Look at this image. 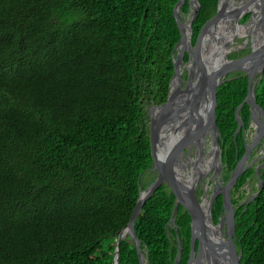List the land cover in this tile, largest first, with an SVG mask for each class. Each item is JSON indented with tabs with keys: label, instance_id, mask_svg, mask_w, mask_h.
Segmentation results:
<instances>
[{
	"label": "trees",
	"instance_id": "1",
	"mask_svg": "<svg viewBox=\"0 0 264 264\" xmlns=\"http://www.w3.org/2000/svg\"><path fill=\"white\" fill-rule=\"evenodd\" d=\"M179 1L0 0V264H113L118 234L154 180L145 106L168 97L181 39L173 15ZM198 1L193 44L219 4ZM182 10L189 12L188 0ZM232 77L215 96L227 180L246 152L251 125L244 104L237 133L249 81L243 73ZM256 101L264 109V74ZM254 176L259 194L242 205L233 200L240 264H264V168L263 184L251 167L234 189ZM175 200L162 186L135 222L149 264H174L180 244L179 264H188L191 217L180 206L168 225ZM223 205L219 195L215 224ZM119 263L141 264L130 237Z\"/></svg>",
	"mask_w": 264,
	"mask_h": 264
},
{
	"label": "water",
	"instance_id": "2",
	"mask_svg": "<svg viewBox=\"0 0 264 264\" xmlns=\"http://www.w3.org/2000/svg\"><path fill=\"white\" fill-rule=\"evenodd\" d=\"M186 1L180 0L173 12L181 32V39L172 54L174 75L169 84L168 97L164 104L153 107L150 113L149 131L153 166L149 172L154 174V180L146 189L140 191L129 224L118 234L113 264H120L121 243L127 237H130L136 246L141 264H149L148 250L145 249V256L135 230V222L146 203L164 185L169 187L176 196L172 218L168 225L175 224L180 206H183L191 217V254L188 264H222L224 260L227 264H240L242 257V253L238 254L233 247L236 234L235 208L229 193L249 168L244 162L248 160L253 147L260 140L255 141L251 146L246 145V152L231 174L227 186L210 196L206 211L203 206L205 198L208 199V192L204 189L202 197H198L197 193L198 185L205 177L199 168V163L203 161L204 151L202 149L195 155L194 167L199 172L196 179H193V174L188 177L184 176L182 155H186L184 148H189L195 141L203 148L205 136L210 134L212 151L209 156L213 152L216 161L222 157L215 96L221 85L235 79L232 77L235 73H243L249 81L248 95L236 112L239 123L237 133L244 127L240 117V110L244 104L250 105L251 123L258 122L256 113L264 121V109L256 101V87L260 84L264 74V0H219L216 15L203 26L195 44H193V26L201 4L198 0H188L189 12L185 15L182 9ZM246 15H250V18L242 23ZM223 18L232 19L236 26L249 27L246 36L242 38L244 41L240 45L235 43L237 46L225 52L220 59L221 63L216 65L212 62L211 55L204 58V35ZM212 40L219 42L220 38L212 36ZM245 49L250 50L248 55L230 59V55L240 53ZM186 55H188V61H185ZM166 138L171 142L170 146L164 148L162 139ZM263 168L264 164L255 168L261 184H263L261 179ZM202 184L204 185V182ZM218 194L223 196L224 212H228L227 206L230 208L227 232L221 229L217 233L216 228L221 224L222 217L218 224L214 223L212 217V207ZM181 258L182 246L180 244L174 264H179Z\"/></svg>",
	"mask_w": 264,
	"mask_h": 264
},
{
	"label": "bare ground",
	"instance_id": "3",
	"mask_svg": "<svg viewBox=\"0 0 264 264\" xmlns=\"http://www.w3.org/2000/svg\"><path fill=\"white\" fill-rule=\"evenodd\" d=\"M248 27L236 26L233 20L230 18H223L222 20H220L214 28L209 30L204 35V45H205L204 58H207L209 57V55H211L212 62L216 65L220 64L221 63L220 59L223 57V54L237 46L235 44L236 39H242L244 36H246ZM212 36L219 37L220 41L219 42L213 41ZM254 38L257 39V36L254 35ZM210 40H212V42ZM256 119L258 122L251 123L253 132L251 133L250 138L253 141L261 140L262 138H264V121L260 118V116L257 113H256ZM170 142H171L170 139H167V138L162 139L164 148L170 146ZM251 145L252 144L247 143V146H251ZM262 154L264 157V150L262 151ZM247 162L248 160L244 163L247 164ZM194 163L195 162H193V169L190 175L193 174V179H196L198 177L199 172H198V169L194 167ZM221 164L222 163L220 160H217V161L215 160V156L213 152L210 156H207L204 159V162L202 161L199 163V168L202 171V173L205 175V177L210 172L215 171L213 172L214 174L211 175V178H209V180H213L217 182V186L215 187L213 186L210 188V185H205L206 191L212 189L213 193H218L219 191H222L225 188L222 182L220 180H217V177L219 176L218 175L219 173H217V171L221 170ZM181 174L183 175L182 172ZM183 179L186 182L185 178ZM208 203H209V199L205 198L204 206H203L205 211L207 209ZM227 208H228V212L226 213V216L222 218L221 224L216 228L217 233L220 232L221 229H223L224 231L225 225H227L228 223L227 221L230 215V210H229L230 208L228 206ZM222 264H227V262L224 260Z\"/></svg>",
	"mask_w": 264,
	"mask_h": 264
},
{
	"label": "rangeland",
	"instance_id": "4",
	"mask_svg": "<svg viewBox=\"0 0 264 264\" xmlns=\"http://www.w3.org/2000/svg\"><path fill=\"white\" fill-rule=\"evenodd\" d=\"M243 41H244V39H236V43H238L239 45ZM245 50H247V49H245ZM245 50H243V51H245ZM243 51H241V52H243ZM252 132H253V128L251 126L250 129L246 133V142L248 144H253L255 142L250 138V135ZM263 146H264V138H262L256 144V146L253 147V149L250 153V156L248 158V162H247L246 166H248L249 168L253 167L255 169L256 167H261L264 164V159H263L264 157L262 154V151L264 150ZM219 160L221 161L222 164H221V170H219L220 172L218 174L219 176L217 177V180H220L222 182V184L226 187L228 184L227 177H229V174H228V171L226 170V166H224V164H223L222 157L219 158ZM184 172L187 173L186 171H184ZM213 172H215V171L210 172L209 174L206 175V177H204V179H202L201 182L202 183L204 182V186L202 183H199L198 188L201 187L204 190V189H206L205 185H210V188L213 186L214 187L217 186V182H215L213 180H209V178H211V175L214 174ZM150 179H151V175L147 174L143 177V182L147 183ZM258 188H259L258 180L254 176L249 181V183L239 192H237L234 188L231 189L229 194H230V197L232 200V204H233V200H239V202H238L239 205H242V204L248 202L249 200L252 199V197H254L257 194ZM207 192H208V199H210V196L213 194V190L211 189V190H208ZM218 196H219V194H218ZM234 208H235V206H234ZM212 209H213V207H212ZM225 215H226V213L224 212L221 217L223 218ZM228 230H229L228 226L225 225L224 232H227Z\"/></svg>",
	"mask_w": 264,
	"mask_h": 264
},
{
	"label": "flooded vegetation",
	"instance_id": "5",
	"mask_svg": "<svg viewBox=\"0 0 264 264\" xmlns=\"http://www.w3.org/2000/svg\"><path fill=\"white\" fill-rule=\"evenodd\" d=\"M184 79H185V81L187 80L186 75L184 76ZM184 86H185V83H184ZM155 106H159V105H154V104L153 105H149V104H147L145 106V110L148 113L149 117H150V113H151L152 108L155 107ZM202 149L204 151L203 152L204 153L203 162H204V159L207 156H209V154L212 151V139L210 137V134H207L205 136V144H204L203 148L198 146L197 141H195V143L191 144L189 146V148H184V151L186 152V155H182V166H183L182 170H183V173L185 174L184 175L185 177H188L190 175V173L192 172L193 162H194V160H196V157H194V156L196 154L200 153L202 151ZM184 171H186L187 173H185ZM152 175H154V174H152ZM202 189L203 188H201V187L197 188L198 197H202V195L204 193V191Z\"/></svg>",
	"mask_w": 264,
	"mask_h": 264
}]
</instances>
